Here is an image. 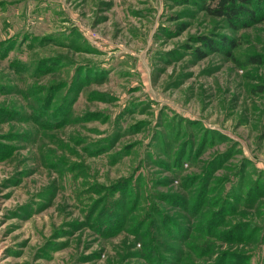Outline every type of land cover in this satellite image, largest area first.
<instances>
[{
  "label": "rangeland",
  "instance_id": "374dc122",
  "mask_svg": "<svg viewBox=\"0 0 264 264\" xmlns=\"http://www.w3.org/2000/svg\"><path fill=\"white\" fill-rule=\"evenodd\" d=\"M207 6L0 0V264H264V1Z\"/></svg>",
  "mask_w": 264,
  "mask_h": 264
},
{
  "label": "trees",
  "instance_id": "16d2710c",
  "mask_svg": "<svg viewBox=\"0 0 264 264\" xmlns=\"http://www.w3.org/2000/svg\"><path fill=\"white\" fill-rule=\"evenodd\" d=\"M215 4L214 7H208L206 10L213 16L225 18L233 25L245 20L246 16L256 21L258 18L257 5L263 3L264 0H209ZM215 228V227H213ZM211 228V229H213ZM214 235L215 233L212 232ZM211 234V235H213Z\"/></svg>",
  "mask_w": 264,
  "mask_h": 264
}]
</instances>
